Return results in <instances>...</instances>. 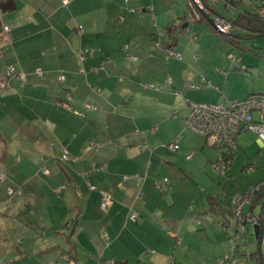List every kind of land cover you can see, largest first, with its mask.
Masks as SVG:
<instances>
[{
  "label": "rangeland",
  "instance_id": "rangeland-1",
  "mask_svg": "<svg viewBox=\"0 0 264 264\" xmlns=\"http://www.w3.org/2000/svg\"><path fill=\"white\" fill-rule=\"evenodd\" d=\"M140 1L144 0H79L78 5L75 4L74 13H81L83 16L81 24L87 33L85 39L88 42V47L80 54L79 59L84 64L86 59L91 58L93 54L98 57V60L92 72L89 63L88 65H81V74L90 75L89 82L85 84L74 83L76 95L70 94L65 99L67 103L65 105L61 103L59 106L71 113L68 115L70 127L61 128L57 126L56 131H52L53 126L58 125L67 117L59 112L53 114L52 110L45 112V105H41L37 114L32 111L28 117L26 115L23 132H19L18 127L8 121L2 128L0 127V133H4L7 141L6 147L0 142L2 148L0 153H3L0 168L2 167L5 171L1 174L0 180L4 174L5 177L2 181L10 180L14 176L18 184L21 185L20 187H23L22 196L19 199L27 200L28 196L32 199L28 188L37 186L35 184L39 182L38 179H41L42 187H52V190L47 191L48 194L43 196L42 201L51 204L57 202L58 199L61 200L58 201L61 206L55 204L52 210L56 209V212L60 210L59 216L64 214L62 209L65 206L64 194L71 192L67 175L74 172V169H71L72 166H75L79 173H85L80 167L81 164L65 150L62 154H58L53 161L41 156L40 162H36L31 148L24 147L22 149L17 144L24 142L27 146L38 139L49 142L55 140L56 137L59 140H64L66 136L71 134L73 139L78 137L76 141L89 139L88 150H84L86 159L97 154L100 150L114 143L118 137L116 131L119 129H116L119 121L118 116H109V124H107L105 116L102 117L104 120L100 119L102 114L97 113V108L100 109L97 103L99 102L98 96H104L108 99L113 93H116L113 100L118 103L117 96L124 94L122 106L115 107V112L116 109H119L118 115L124 113L123 106L133 111L154 105L156 101V98L139 95L133 98L135 94H133L131 87L133 85L132 79L133 81L139 80L148 72L153 73V75L158 72L161 77L165 74L161 82L166 83V86L156 87L154 90L166 94V97L170 94L168 98L170 102L173 103L174 101L177 104L179 112L182 110L178 116L179 120H182L183 116L189 113V110L185 109L187 102L176 91H169L166 87L172 84L174 75L181 76L183 72H178L173 63L167 67L168 61L174 59L179 66H182V62L187 61L186 64L190 66L191 62H196L198 58H201L198 63L202 66H210L211 64L224 68L226 66L223 64L228 65L234 62V67H241L242 69L238 70L237 74L231 75L230 78V73H226V76L222 77L225 80L229 78L228 85H226L225 80L221 82L211 81L210 83L201 82L200 84V88L203 87L204 90L206 87H209L207 90L211 91L214 90L213 87L217 88V92L218 94L221 93L222 98L226 96L229 99V101L223 102L225 104L232 101H243L251 94L264 95V38L242 40L246 46L252 45L253 50L257 51L258 55H253L229 44L225 41V36H221L214 30L216 33L206 36L207 46L201 45V51L198 53L197 51L193 52L192 46L188 45L191 46L189 58V53L185 54V50L181 49L185 46L179 44L176 50L181 51V59L177 55L168 53L170 56L168 60V55L164 51L177 52L173 48L165 50L160 44V40L167 39L164 29L166 22L160 12L163 9L164 13L166 12L171 16L176 9L181 8V5L186 7L188 0H164V3L163 0H148L151 3L148 7L150 11L145 13L143 9L148 8H142ZM231 1L235 8L227 7L225 0H220L213 5L217 8L218 14L229 21L234 15H239L241 9L251 11L253 7L258 6L257 4L261 5L264 2V0H238V3L236 0ZM201 3L202 6H206L209 4V0H201ZM191 12H194L192 6ZM191 15L197 21H201L206 14L199 15V17L192 13ZM157 20L158 23L156 24ZM150 21L154 33L145 34L148 30L144 28V25ZM183 26L181 24L179 27L183 29ZM181 28L178 33L187 37L181 36L180 38H186L191 44L197 42L189 38L191 37L189 28L186 30H181ZM155 37H159L160 40L155 41ZM161 56L163 59L160 58ZM85 69L88 73L85 72ZM100 76H104L105 79L104 82L98 83ZM136 76L139 78H135ZM64 81H60L58 84L61 89L59 92L62 100L64 99V90L68 85ZM209 95L210 98L214 96L213 93ZM85 101L93 110L87 105L84 108L80 106L79 102L84 103ZM151 117L153 119L152 129L147 132L146 136L143 134L141 137L144 141L140 148L144 150L143 145L147 144L148 149L145 152L154 159L155 165L149 169V176L146 173L142 178L141 175H128L125 176L128 177V180L123 179V184L131 182L134 178H141L140 192L145 193L143 188L150 177L154 187L159 189L160 203L162 202V209L169 220L165 221L166 219L163 218L160 222L159 218L156 220L155 217H150L142 228H136L137 236L144 232L161 236L154 245L167 252V264H248L247 256L257 249L258 242L260 249L264 248V217L259 216L260 206L253 210H251L250 205L246 206L245 214L249 217L257 216L253 217L251 221L246 220L245 222L241 219L238 222L234 214L232 216L234 219L232 217L227 218L230 221L229 224L227 219L221 217L220 210L222 208L229 209L230 203L233 202L236 195L247 193L251 185L260 183L264 178V149L260 147L253 133H241L237 138V153L231 158L228 157V162H225V160L222 161L223 153H226L227 150H218L212 145L211 139L191 131L187 127V123L185 133H177L174 115H152ZM15 119H18V116L12 117V120ZM126 121L127 119L124 118L123 120L121 117L122 123L125 124ZM129 123L131 124V122ZM102 124H106L108 127L112 124L113 129L107 130L106 125L99 129L97 125ZM100 132L101 141H105L107 140L106 137H109L111 142L99 148L100 144L97 142L100 141ZM145 137L148 140L150 138L159 140L160 147L155 150L151 143L145 142ZM180 138L179 150H171L169 144L175 143ZM54 142L52 145L59 148V144ZM27 150L30 152V157L26 155ZM148 161L151 162V158ZM248 163L256 170L247 172L248 167L246 165ZM221 164L224 165L222 170L217 168ZM245 167L247 168L244 169ZM44 168L49 171V174H45ZM146 171H148V167ZM20 172H23L26 178L24 184L17 179ZM90 185L91 183L88 184L89 190H91ZM55 188H57L56 191H54ZM95 190H97L96 186ZM161 191L164 192L165 197L162 196ZM52 192L55 196L49 197ZM210 197L215 202L213 207L209 201ZM165 202L171 209L165 207ZM233 208L235 209V207ZM151 211L154 212V210ZM51 213L53 214V211ZM30 214V216L35 215L33 212ZM138 222L141 224L142 219L139 218ZM257 227L258 229L255 230ZM103 237H107V235L104 234ZM142 264H155V261L149 257Z\"/></svg>",
  "mask_w": 264,
  "mask_h": 264
},
{
  "label": "crops",
  "instance_id": "crops-1",
  "mask_svg": "<svg viewBox=\"0 0 264 264\" xmlns=\"http://www.w3.org/2000/svg\"><path fill=\"white\" fill-rule=\"evenodd\" d=\"M12 1L15 3L13 11L3 12L0 10V127L2 128L8 121L15 124L19 132H23L26 115L28 117L32 111L37 114L41 105H45V112L52 110L53 114L59 112L67 117L58 125L53 126L52 131L55 132L57 126L68 128L70 127L68 115L71 113L59 106L61 103L64 105L67 103L66 97L75 94L74 83L85 84L89 82L90 75L81 74V65H88L89 63L92 72L98 60V57L93 54L91 58L86 59L84 64L79 59L80 54L88 47V42L85 39L87 33L81 24L83 16L81 13H74L75 4L78 5L79 0H71L68 9L63 8L60 0ZM140 4L142 8H148L151 3L144 0L140 1ZM213 10L219 13L215 6H213ZM146 11H150V9H143L144 13ZM174 12L171 16L166 12L164 13L163 9L160 12L166 22L164 29L167 39L164 41L168 40V45H171L179 54L181 51H177L176 47L183 44L185 47L181 49L185 50V54L189 53L188 57L190 58L191 49L189 48L192 46L193 52L197 51L198 53L201 51V45L207 46L206 36L216 32L205 22L188 20L191 14L189 0L186 7L181 5V8ZM143 16L148 18L146 15ZM181 24H187V27L182 29L179 27ZM170 25H174L177 32L180 31V28L181 30L189 28L191 35L199 37L198 41L191 44L186 38H180L184 35L178 33L179 35L177 34V37L174 38L175 44H170L167 34ZM5 28H9V31H5ZM144 28L148 30L145 34L154 33L151 21L146 23ZM233 32L243 37L240 38L239 46L227 41L229 44L245 53L258 55L257 51L253 50L252 45L246 46L242 40L260 37L237 26H234ZM189 38L192 39V37ZM164 53L166 54L165 51ZM187 60L189 59L187 58ZM200 60L201 58H198V61ZM198 61L191 62L190 66L186 64L187 61L182 62V66H179L174 59L168 61L167 67L173 63L178 72H183V75H174L172 84L166 88L172 92L176 91L185 98L186 102L190 100L196 103L225 104L223 102L229 101V99L226 96L222 98L221 93L218 94L217 88L213 87L214 90L211 91L207 90L209 87H206L204 90L203 87L200 88V84L211 81L221 82L225 80L222 77L226 76V73H230V78L242 68L234 67V62L228 65L223 64L227 68H222L211 64L210 66H202ZM12 66L18 72L26 75V83L9 76L8 69ZM40 72L41 74H39ZM61 76L65 77L64 82L68 84L64 90L63 100L60 97L59 91L61 89L58 86L61 81L58 79ZM163 77L158 72L156 75L148 72L139 80L133 81L132 79L133 85L131 87L133 94H135L133 98L137 95L156 98L154 105L149 107H141L132 111L123 106L124 113L118 115L119 109H116L115 112V107L122 106L124 94L117 96L118 103L113 100L116 93H113L108 99L104 96L97 97L99 101L97 103L100 106V109L97 108V113L102 114L100 119L105 116V120L109 124V116L119 117L116 127V129L119 128L116 131L118 137L113 144L88 159L84 156V150H88L89 139L76 141L78 137L73 139L71 134L66 136L64 140H59L56 137L55 140L49 142L38 139L27 146L24 142L17 144L22 149L24 147L31 148L36 162H40L41 156L53 161L58 154H62L65 150L77 159L76 161L81 164L80 167L85 173H79L75 166L71 167L74 172L67 175L71 192L64 194L65 206L62 208L64 211L62 216L58 215L60 210L57 212L56 209L52 210L54 205L59 204L58 201L61 200L57 198V202L51 204L42 201L43 196L47 195V191L52 190V187H42L41 179H38L39 182L35 184L37 186L28 188L32 199L28 196L27 200L19 199L20 197L11 198L8 195L9 188L23 190L14 176L10 180H5L6 182L0 180V264H142L149 257L155 261V264H167V252L154 245L161 236L147 232L137 236L136 233V228H142L150 217H155L156 220L159 218L160 222L163 218L166 219L165 221L169 220L162 209V202L160 203L159 189L154 187L150 177L143 188L145 193L140 192V179L145 173L149 176V169L155 165L154 159L145 152L146 150H141L140 147L144 141L141 137L143 134L146 136L147 132L152 129V115H174L175 127L178 129L176 132L185 133L187 119L191 114V107L187 104L185 109H188L189 113L183 116L182 120H179L178 116L182 110L179 112L177 104L174 101L173 103L170 102L168 99L170 94L166 97V94L154 90L156 87L166 86V83L161 82ZM135 78L139 77L136 76ZM104 79V76L98 77V83L104 82ZM228 79L225 80L226 85H228ZM192 86H199V89H192ZM210 93L214 95L212 98H210ZM79 103L83 108L85 105L89 106L87 101ZM76 105L79 106L78 103ZM14 116H18V119L12 120ZM121 117L123 120L124 118L127 119L125 124L121 122ZM103 125L106 124L97 125V127L102 129ZM105 128L111 130L113 125L110 124L109 127L106 125ZM5 137L4 133H0V142L6 147ZM100 137L102 138L101 132L99 139ZM106 139L108 141H101L100 139L97 142V137L96 142L100 144L99 148L111 142L109 137ZM177 140H181V138ZM54 141L59 144V148L52 145L55 143ZM145 142L151 143L155 150L160 147L157 139L150 138L148 140L145 137ZM1 150L0 146V152ZM21 152L24 153V151ZM29 153L27 150L26 155L29 156ZM2 154L0 153V161H3ZM150 158L151 162L148 161ZM147 167L148 171H146ZM3 172L5 171L1 167L0 176ZM134 174L141 175V178H134L131 182L128 181L129 183L123 184L125 176ZM17 179L24 184L26 179L24 173L20 172ZM89 183L94 187L96 186L97 190H89ZM56 190L57 188L54 189V191ZM161 192L162 196L165 197L164 192ZM102 193H108L113 199V205L107 212L100 209ZM52 196H55L54 192L49 197ZM211 199L213 198L210 197ZM165 207L171 209L166 202ZM133 211L139 214L135 224L129 220ZM32 212L35 214L34 216H30ZM220 212L221 217L225 219L232 216L224 208ZM33 217L34 219H32ZM139 218L142 219L141 224L138 222ZM71 222H75L77 225L73 224L72 227ZM227 222L230 223L229 220ZM159 231L161 232L160 228ZM104 234L107 237H103ZM162 238L166 239L167 237Z\"/></svg>",
  "mask_w": 264,
  "mask_h": 264
},
{
  "label": "built area",
  "instance_id": "built-area-1",
  "mask_svg": "<svg viewBox=\"0 0 264 264\" xmlns=\"http://www.w3.org/2000/svg\"><path fill=\"white\" fill-rule=\"evenodd\" d=\"M220 0H209L210 5ZM227 7L235 8L231 0H225ZM238 3V0H236ZM69 0H63L65 6L69 4ZM191 6L194 9L193 14L196 17L202 14H208L209 10L206 6H202L201 0H190ZM197 4V5H196ZM198 6V7H197ZM199 11V12H198ZM254 15H256L261 21L264 22V2L261 5L252 8ZM200 19V18H199ZM213 29L221 36H228L233 32L232 21L226 20L221 16H214L213 18ZM5 31H9V28H5ZM168 52V51H167ZM172 55H177L181 59V55L173 52H168ZM8 74L11 77H15L21 82L26 83V75L20 73L15 67H10L8 69ZM41 74V72L39 73ZM64 76H61V81H64ZM171 82V81H170ZM192 89H199L197 86H192ZM187 104L191 107V114L187 119V127L195 132L196 134L205 136L212 140V145H214L218 150L226 149L232 155L237 153L238 144L237 138L241 133H253L256 137L258 144L264 149V95L251 94L243 101H233L228 104H208V103H196L187 100ZM169 148L173 151L179 150V140L175 143L169 145ZM143 149L147 150L148 146L145 143ZM65 158V157H64ZM226 162L223 158L222 161ZM218 169L222 170L224 165L221 164ZM255 167L248 166L247 172H253ZM45 174H49V171L44 168ZM5 174L2 176V180ZM124 180H128V177H124ZM91 186V190H95V187ZM66 188V187H65ZM258 186L255 187L251 185L248 192L241 195L238 194L233 198V206L235 207V217L239 222L241 219L246 222V220L251 221L253 217H249L247 214L244 215V210L247 205H250V200L252 195L258 190ZM8 195L12 197H21L22 190H16L9 188ZM113 205V199L108 193H102V200L100 204V209L103 212H107ZM139 214L132 212L129 220L136 222ZM249 264V263H248Z\"/></svg>",
  "mask_w": 264,
  "mask_h": 264
},
{
  "label": "trees",
  "instance_id": "trees-1",
  "mask_svg": "<svg viewBox=\"0 0 264 264\" xmlns=\"http://www.w3.org/2000/svg\"><path fill=\"white\" fill-rule=\"evenodd\" d=\"M60 1H61V4H62L63 8L68 9L70 7V5H71V0H69L70 2H69V4L67 6L64 5L63 0H60ZM189 3H190V9H191L190 0H189ZM206 8L208 10H210V12L208 14L204 15V18H202L201 21H197L195 19V17H192L191 14H190L188 20H190V21L192 20L194 22H195V20H196V22H205L211 28H213V18H214V16L215 15L220 16V15L213 10V6L212 5L207 4ZM14 9H15V3L12 0L0 1V10L1 11H3V12H11ZM191 13L193 14V12H191ZM231 21H232L233 26H237V27H239L241 29H244V30H247L249 32H252V33H254V35L256 34L257 37L264 38V22L261 21L256 15H254L253 11L241 9L240 14L239 15L238 14L234 15V17L231 19ZM0 29H1V23H0ZM176 32H177V29L175 28L174 25H170L168 27L167 34H168V37H169V43L170 44L171 43L173 45L175 44L174 38H176L177 34H178V32L177 33ZM191 37H192L193 41H198V39H199V37L197 35H195V36L191 35ZM241 37H243V36H241L239 34H235L234 32H232L230 35H228V36H226L224 38L226 39V41H228V42H230L232 44H235V45L237 44L239 46L240 43H241L240 42V38ZM158 39H159V37H155V41H158ZM160 41H161L160 44L163 46L162 47L163 49H165V50L172 49V46L168 45V40L167 41L160 40ZM166 42H167V44H166ZM165 52L167 53L168 60H169L170 56H169L167 51H165ZM223 150H226V149H223ZM228 157L231 158L233 156L227 150L226 153H223V158H225L226 161H227ZM248 166H250V165H248ZM253 186H255V187L258 186L259 188L251 197V200H250L251 210H253L255 207L260 206V215L259 216L264 217V180H262L260 183H258L256 185H253ZM210 203H211L212 207H213V205H215V202L213 201V199L210 200ZM233 207H234L233 203L231 202L230 206H229L230 209H225V210L229 211V213L232 214V216L235 214V211H234ZM244 215H246V214H244ZM232 219H234V218L232 217ZM71 223H72V227H73V224H75V222H71ZM76 225L77 224H75V226ZM247 261H248L249 264H264V248L260 249L259 242H258V245H257V249L255 251H253V253L251 255L247 256Z\"/></svg>",
  "mask_w": 264,
  "mask_h": 264
},
{
  "label": "water",
  "instance_id": "water-1",
  "mask_svg": "<svg viewBox=\"0 0 264 264\" xmlns=\"http://www.w3.org/2000/svg\"><path fill=\"white\" fill-rule=\"evenodd\" d=\"M187 27V24H185L184 26H183V28H186ZM258 229V227L255 229V230H257Z\"/></svg>",
  "mask_w": 264,
  "mask_h": 264
}]
</instances>
